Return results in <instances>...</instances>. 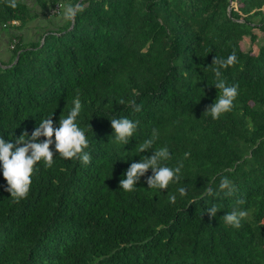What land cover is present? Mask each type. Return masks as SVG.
Returning a JSON list of instances; mask_svg holds the SVG:
<instances>
[{
	"label": "trees",
	"instance_id": "16d2710c",
	"mask_svg": "<svg viewBox=\"0 0 264 264\" xmlns=\"http://www.w3.org/2000/svg\"><path fill=\"white\" fill-rule=\"evenodd\" d=\"M77 2L66 26L23 42L18 32L39 14ZM256 29L264 34V0H0V34L17 39L13 60L0 63V136L30 135L50 115L55 125L78 98L91 157L54 152L18 201L0 175V264H264V44L257 55L242 48ZM233 53L216 77L214 56ZM217 79L238 95L213 120L204 112ZM120 116L138 121L124 146L108 120ZM153 128L168 165L183 161L181 179L148 188L149 169L133 191L119 189L130 163L151 154L137 148ZM222 176L234 193L206 195ZM234 208L247 213L239 228L223 221Z\"/></svg>",
	"mask_w": 264,
	"mask_h": 264
},
{
	"label": "clouds",
	"instance_id": "9594fccd",
	"mask_svg": "<svg viewBox=\"0 0 264 264\" xmlns=\"http://www.w3.org/2000/svg\"><path fill=\"white\" fill-rule=\"evenodd\" d=\"M81 11L82 6L79 2L65 5L62 19L72 20ZM234 60V53L226 59H217L214 56L212 64L214 63L216 66L213 67L212 71L216 77L220 76V69L231 65ZM212 85L219 90V95L216 96L214 102L207 107L204 113L215 120L223 113L231 110L238 95V86L226 84L222 79H217ZM129 103L134 111L138 112L140 110V105L136 104L134 100L130 99ZM80 112L81 102L78 98H75L67 115L60 116L55 125L51 119L52 115H50L37 123L30 135L25 132L12 140H6L0 136V175L6 181L5 190L10 193V197L14 201L24 198L28 193L34 166L38 162H43L44 167L52 165L54 152L62 158H77L84 164L90 161V154L85 150L89 141L86 138L85 130L77 122ZM108 120L113 130L111 137L114 142L124 146L129 143L130 138L135 136L138 121L129 119L126 116ZM157 136V130L153 128L151 135L139 144L138 154L149 149L151 154L140 156L138 161L130 163L122 175L123 178L121 177L119 180V189L127 192L133 191L140 178L149 169H151V175L147 176L145 181L148 188L167 189L170 183L176 184L181 179L180 173L183 161H177L176 166L170 167L167 161L170 160L172 153L168 147L153 148ZM40 137H44V139L40 140ZM188 155V152L184 153L185 157ZM187 191L183 186L176 189V193L180 197H184ZM234 191L235 186L232 182L226 176H222L217 188L214 190L211 186H208L205 194L215 196L223 193L224 196H230ZM176 198V194L168 195L169 202H175ZM217 211L216 205L212 204L203 212H206L209 219H211L216 216ZM246 215L245 210L234 208L232 211L224 213L223 221L233 228H239L241 219Z\"/></svg>",
	"mask_w": 264,
	"mask_h": 264
},
{
	"label": "crops",
	"instance_id": "0c3cea01",
	"mask_svg": "<svg viewBox=\"0 0 264 264\" xmlns=\"http://www.w3.org/2000/svg\"><path fill=\"white\" fill-rule=\"evenodd\" d=\"M62 12L63 10L54 16L50 12L39 14L18 32L23 42L29 44L32 41H37L45 32L56 33L66 26L68 21L62 19ZM11 39V32H2L0 34V63L9 64L13 60V53L9 48Z\"/></svg>",
	"mask_w": 264,
	"mask_h": 264
},
{
	"label": "rangeland",
	"instance_id": "374dc122",
	"mask_svg": "<svg viewBox=\"0 0 264 264\" xmlns=\"http://www.w3.org/2000/svg\"><path fill=\"white\" fill-rule=\"evenodd\" d=\"M233 5L235 7V3ZM254 32L259 38L258 41L253 43L250 38H246L242 42V48L245 52H251L252 54L257 55L259 51V46L264 44V34L257 29Z\"/></svg>",
	"mask_w": 264,
	"mask_h": 264
},
{
	"label": "built area",
	"instance_id": "2783aa9c",
	"mask_svg": "<svg viewBox=\"0 0 264 264\" xmlns=\"http://www.w3.org/2000/svg\"><path fill=\"white\" fill-rule=\"evenodd\" d=\"M63 9H64V5L62 3H59L54 8H52L50 10V14L52 16H54L56 14H59ZM11 25L12 26H18V22L17 21H13L11 23ZM16 43H17V39L13 38L11 43H10V46H9L10 50H14Z\"/></svg>",
	"mask_w": 264,
	"mask_h": 264
},
{
	"label": "water",
	"instance_id": "95a60500",
	"mask_svg": "<svg viewBox=\"0 0 264 264\" xmlns=\"http://www.w3.org/2000/svg\"><path fill=\"white\" fill-rule=\"evenodd\" d=\"M73 19H74V18H73ZM73 25H74V24H72L71 29L73 28ZM17 60H18V59H16V61H17ZM15 63H16V62H15ZM15 63H14V64H15Z\"/></svg>",
	"mask_w": 264,
	"mask_h": 264
}]
</instances>
